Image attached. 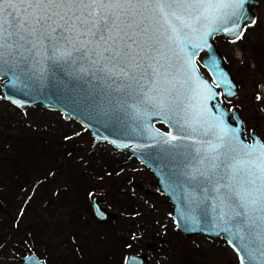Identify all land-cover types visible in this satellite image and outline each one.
Instances as JSON below:
<instances>
[{"label": "rangeland", "instance_id": "rangeland-1", "mask_svg": "<svg viewBox=\"0 0 264 264\" xmlns=\"http://www.w3.org/2000/svg\"><path fill=\"white\" fill-rule=\"evenodd\" d=\"M254 9L264 29V0ZM221 100L227 108L233 101ZM242 100L249 138L248 126L264 122V113L255 99ZM92 191L106 193L115 224L93 215ZM0 200V264H24L19 258L30 251L47 264H126L131 252L145 255L147 264H241L224 237L177 231L171 202L134 156L95 140L59 111L20 109L1 95Z\"/></svg>", "mask_w": 264, "mask_h": 264}, {"label": "snow or ice", "instance_id": "snow-or-ice-1", "mask_svg": "<svg viewBox=\"0 0 264 264\" xmlns=\"http://www.w3.org/2000/svg\"><path fill=\"white\" fill-rule=\"evenodd\" d=\"M246 3L247 0H0V74L5 69L29 73L39 70L43 74L49 64L75 65L84 74H100L117 84V91L143 93L149 85L155 88L161 79L172 76L175 65L169 53L174 45L185 42L181 37L186 38V29L198 31L194 25L202 21H232L239 28V39L246 28L256 23L254 17L246 19ZM201 84L207 88L202 81ZM174 89L173 83L167 91L185 112L181 119L188 128L198 130L188 124L191 118L200 122L201 135L214 138L196 141L202 145L195 150L196 155L205 165L203 171L197 170L202 190L214 192L220 206L228 209L221 219L227 216L224 222L235 227L249 259L264 264V143L255 139L251 144H241L238 150L240 129L229 127L224 113L212 115L206 110V101L214 98L210 89L201 97L205 110L199 113L189 112ZM159 105L164 106V101ZM182 138L169 132L165 143L173 144ZM96 214L103 216L98 207ZM222 231L231 233L232 228Z\"/></svg>", "mask_w": 264, "mask_h": 264}, {"label": "water", "instance_id": "water-1", "mask_svg": "<svg viewBox=\"0 0 264 264\" xmlns=\"http://www.w3.org/2000/svg\"><path fill=\"white\" fill-rule=\"evenodd\" d=\"M257 3L258 0H247L244 6L247 20L255 18L254 6ZM194 27L198 31L186 29V38L181 37L185 42L174 45L169 53L175 65L172 76L161 79L155 88L149 85L143 93L138 90L117 91V84L100 74H84L75 65L49 64L43 74L39 70L29 73L19 70L9 72L5 69L0 74V95L20 109L42 106L59 111L64 117L80 123L95 140L105 141L117 150L134 156L152 171L157 189L172 202L170 215L179 233L201 234L211 239L222 236L237 254L240 263L243 258L244 264H256L249 259V252L241 247L235 227L224 222L227 216L221 219L222 213L228 209L220 206L214 192L202 190L204 186L198 178L197 170L203 171L205 165L199 163L195 150L202 145L196 141L214 138L201 135L200 122L188 118V124L198 129L192 132L181 119L185 117V112L176 106L167 91L174 83V92L180 93L179 99L184 107L189 112L199 113L205 110L201 97L208 95L210 89L214 98L206 101V110L212 115L224 113L225 123L233 129H240L237 149L241 144L253 143L255 139L264 143L254 131L250 132V139L246 138L243 118L238 110L235 107L227 108L220 98V94L225 97L234 96L237 83L230 75L213 36L223 34L229 39H235L240 35L239 28L232 21H202ZM210 29L215 30L205 35ZM195 45L201 46L197 48ZM200 50L207 51L200 65L208 71L211 79L200 71L195 61ZM201 81L207 88L202 86ZM161 100L164 106L159 105ZM169 132L184 138L173 144L165 143ZM191 176L197 179H191ZM237 190H240L239 186ZM105 196L106 193L102 191L90 193L92 213L102 222L115 224L117 213L103 204ZM97 207L103 216L96 214ZM226 227H231L232 232L222 231ZM25 257L29 259L25 261ZM19 260L24 264H35V261L47 264L33 251L20 256ZM125 263L147 264V258L142 253L131 252Z\"/></svg>", "mask_w": 264, "mask_h": 264}, {"label": "flooded vegetation", "instance_id": "flooded-vegetation-1", "mask_svg": "<svg viewBox=\"0 0 264 264\" xmlns=\"http://www.w3.org/2000/svg\"><path fill=\"white\" fill-rule=\"evenodd\" d=\"M255 20L256 23L246 28L243 35L239 39H229L223 34H215L213 36L215 45L221 53L230 75L237 83L236 94L232 96L233 101L229 103L228 108L235 107L240 116L241 111L243 110V96L249 98L251 101L255 99L256 102H258L255 105L258 108V111L262 114L264 113V29L258 26L259 15L256 11ZM218 37H220L219 40H221V42L217 39ZM224 41H229L231 43V47H224ZM206 54L207 51L200 50L195 56V61L197 62L200 71L206 77L211 79L208 71L200 65L202 58ZM245 84L247 85L245 86ZM245 87L247 91L243 94V96L239 95V92H241V90ZM220 96L227 99L224 95L220 94ZM256 96H259L260 99L257 100L255 98ZM253 122L254 123L252 125L248 126V137L250 136V132L254 131L260 139L264 141V129L262 128L263 133L259 132L257 129V126H260L261 122H264ZM247 139H250V137Z\"/></svg>", "mask_w": 264, "mask_h": 264}]
</instances>
